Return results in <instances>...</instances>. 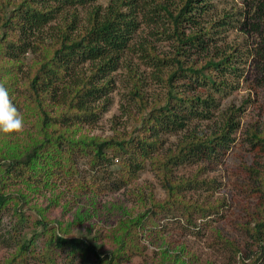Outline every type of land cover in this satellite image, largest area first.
<instances>
[{"label":"trees","instance_id":"16d2710c","mask_svg":"<svg viewBox=\"0 0 264 264\" xmlns=\"http://www.w3.org/2000/svg\"><path fill=\"white\" fill-rule=\"evenodd\" d=\"M98 1H0V9L4 12L0 24V51L24 56L29 50H37L39 46L42 48V58L34 61L35 67L29 75L27 85L31 92L25 98L27 102L23 103L25 110L20 112L24 121H28L30 116L37 118L33 125L37 127L39 137H31L30 142L24 144L22 149L20 143L0 140L5 145L1 146L0 160V227L3 219L1 211L9 200L15 202L11 207L16 217L12 226L16 235L10 233V238L15 240V250L4 264H24L28 257L43 264H58L54 258L55 249L64 250L66 264H73L75 259L83 264H114L122 255L121 250L128 247L127 243L130 246L128 248H136L130 239L137 237L136 227L151 229L155 225L154 222L144 221V215L121 221L116 252H103L101 245L90 235L82 233L73 236L56 232L55 227L47 225L42 218L35 222V227H40L41 231L33 230L28 238L27 232L19 230L27 220L20 206L26 200L25 195L6 190V184L24 182L28 189L39 190L32 180L42 174L41 179L47 185L52 177H58L59 170L65 168L66 174L74 171L72 154L78 150L90 154L93 163L104 167L103 171H113L111 165L114 160L118 162V178H108L110 184L106 186L110 188L126 185L139 170L150 165L167 192L165 202L152 204L147 209V212L156 214V209L163 207L164 203L180 201L177 191L186 180L174 178V168L182 163L222 157L231 147L235 140L234 134L240 127L243 107L230 104L221 108L217 98L219 93L224 94L231 85L227 74H236L238 71L237 66L231 64L233 54L220 53L221 51L213 52V55L207 54V48L215 39L213 35L218 31L215 29L217 21L213 20L204 29L200 27L191 32H185L181 28L189 24L195 26L199 18L210 11L211 0H182L181 4L172 7L165 0H151L154 5L149 0H110L105 7ZM83 6L89 7L83 25H80L78 16L74 13L70 18L62 19L60 25L52 24L62 12L68 14ZM260 9L263 11L261 19L264 24V5ZM161 13L169 23L167 31L176 42L175 51L170 54L156 53L153 48L149 50L150 57L164 70L163 73L166 71L161 78L167 84L164 101L158 99L149 103L139 88V80L132 79L131 92L136 99L138 113L131 114L133 121L130 132L124 134L115 129V134L103 137H90L80 133L82 125L98 120L100 105L93 103L111 88L110 79L103 77L118 69L124 59V52L131 48L133 34L139 26V15L151 18V14ZM46 26H49L48 32H44ZM12 30H16V34ZM260 47L264 58V36ZM193 49L205 51L204 61L199 65L189 58L186 60L188 52ZM86 62H89L87 73H83L81 68L80 74L73 80L65 81L66 72L70 70L77 73L82 67L79 65ZM204 87L207 88L205 94L199 91ZM58 97L62 98L60 103L55 100ZM12 99L14 103L15 100ZM53 104L56 105L54 108ZM215 116L220 120L216 121ZM205 121L208 123L204 127L200 123ZM247 132L251 141H254L252 145H260V149L264 151V128L259 131L251 126ZM77 133L80 136L76 137ZM175 134L177 136L168 142V136ZM8 135L10 134L0 133V138ZM258 165L248 169L259 175L261 184L256 188L262 191L264 157ZM5 175L13 179H5ZM192 180L199 181L191 178L188 182ZM200 181L205 182L204 179ZM192 206L197 210L202 209L198 203ZM152 208H155V212ZM257 208L260 217L255 219L254 226L248 230L253 243L258 247L257 258L250 263L241 258L239 264H256L257 260H260L259 264H264V200ZM45 232L47 234L43 247L36 250V236ZM4 233H0L1 240H4ZM175 248L173 252L163 248L162 260L157 264L167 261L168 264H183V254L187 256V249L182 246ZM187 258L190 261V257Z\"/></svg>","mask_w":264,"mask_h":264},{"label":"rangeland","instance_id":"374dc122","mask_svg":"<svg viewBox=\"0 0 264 264\" xmlns=\"http://www.w3.org/2000/svg\"><path fill=\"white\" fill-rule=\"evenodd\" d=\"M109 1L99 0L98 3L105 7ZM165 1L171 3V7L182 2ZM263 5L264 0H211L210 11L200 17L195 26H181L185 32H191L200 27L204 29L213 20L217 21L218 26H215V29L218 31L213 35L215 39L207 48V54L213 55V52L220 51L224 54L232 53L231 64L237 66L238 70L236 74H227L231 85L226 88L224 94L219 93L217 98L221 108L235 104L241 105L243 110L240 113V127L234 134L235 140L222 157L182 163L174 168V178L186 180L177 191L179 202L164 203L163 207L156 209V214L147 212L152 204H160L167 199L166 189L150 165L139 170L126 185L110 188L106 186L110 184L108 178H118V162L114 160L111 165L113 171H103L104 167L93 163L90 154L77 150L72 154L74 171L66 174L65 168L59 170L58 177H52V181H48L47 185L41 179L42 174H38L36 180L32 181L39 190L28 189L24 182L6 184V190L24 194L26 198L20 206L27 220L19 230L27 232L26 236L29 238L33 230L41 231L40 227H35V222L42 218L46 220L47 225L54 226L56 232L73 236L82 233L90 235L101 245L103 252H116L121 221L144 215V221L154 222L155 225H152L151 229L136 227L137 237L130 238L136 248H128L130 246L127 243L128 247L120 249L122 255L114 264H157L162 260L163 248L173 252L175 247L180 246L188 250H185V253L190 257L189 261L183 254V264H239L241 258L247 263L255 261L258 247L253 243L248 230L254 226L255 219L260 217L257 207L264 200V190L259 191V188H256L261 184L259 175L248 167H258V164L262 163L264 151L260 149V145H252L254 141L248 137L247 131L251 126L259 131L264 128V58L260 53L261 39L264 36V24L261 19L263 11L260 9ZM88 8L78 7L68 14L62 12L52 24L60 25L62 19L70 18L74 13L77 14L80 25H83ZM3 13L0 9V24ZM138 19L139 26L133 34L131 48L124 52L121 65L103 77L110 79L111 88L106 95L93 103L100 105L98 120L82 125L80 133L90 137H103L115 134V129L124 134L130 132L133 121L131 114L138 113V105L131 92L132 79L139 80V88L149 103L158 99L164 101L167 84L161 78L166 71L163 73L164 70L150 57L149 50L153 48L156 53L170 54L175 51L176 42L167 31L169 23L162 13L151 14V18H143L140 14ZM219 20H222L223 24L218 22ZM48 27L46 26L44 32L49 31ZM7 30L10 31L8 28ZM16 30L12 31L16 34ZM11 37L14 38V35ZM40 50L41 46L37 50H29L24 56L0 51V84L8 89L11 100H15L13 104L20 112L25 110L23 103L27 102L25 98L31 92L27 83L30 72L35 67L34 61L42 58ZM188 53L186 60L189 58L197 65L204 61L205 51L193 49ZM79 66L82 67L77 73L70 70L66 72V82L79 75L81 68L83 73L88 72L89 62ZM180 83H183L182 80ZM199 91L205 94L207 88ZM55 100L60 103L62 98ZM215 118L216 121L220 120L218 116ZM28 119L25 120L22 132L2 136L0 140L20 143L22 149L24 144L30 142L31 137H39L37 127L33 125L37 118L30 116ZM207 123L205 121L200 124L205 127ZM80 133L75 136H80ZM176 136H168V142ZM1 146L5 145L0 142V160ZM191 178L199 181L188 182ZM5 179L13 177L5 175ZM203 179L204 183L200 181ZM0 184L2 185L1 176ZM14 203V200H9L8 205L1 211L3 219L0 233H5L4 240L0 239V264H4L16 246L15 240L10 238V233L16 235L12 228L16 220L11 207ZM194 203L201 205L202 209H195L192 206ZM46 234L47 232L36 236V250L43 247ZM55 251L56 262L66 264L64 250ZM26 260L24 264H43L32 257ZM259 263L260 260H257L256 264ZM73 264L83 263L75 259Z\"/></svg>","mask_w":264,"mask_h":264},{"label":"clouds","instance_id":"9594fccd","mask_svg":"<svg viewBox=\"0 0 264 264\" xmlns=\"http://www.w3.org/2000/svg\"><path fill=\"white\" fill-rule=\"evenodd\" d=\"M24 127L23 115L13 104L8 89L0 84V133H19Z\"/></svg>","mask_w":264,"mask_h":264}]
</instances>
